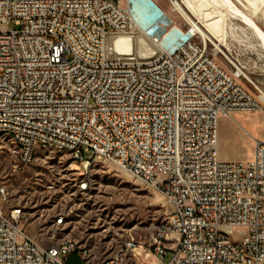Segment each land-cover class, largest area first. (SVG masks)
Returning a JSON list of instances; mask_svg holds the SVG:
<instances>
[{
	"label": "built area",
	"instance_id": "obj_1",
	"mask_svg": "<svg viewBox=\"0 0 264 264\" xmlns=\"http://www.w3.org/2000/svg\"><path fill=\"white\" fill-rule=\"evenodd\" d=\"M131 1L0 0V136L24 165L40 148L68 152L85 170L113 162L163 193L173 211L152 239L161 264H264V142L248 163L218 150L220 119L262 112L263 102L154 0L148 7L167 24L147 35L175 30L162 52L144 63L109 59L108 37L136 31ZM136 7L151 25L155 14ZM24 218L0 208V264H66L76 253L70 241L41 245ZM135 250L129 240L105 264H143Z\"/></svg>",
	"mask_w": 264,
	"mask_h": 264
},
{
	"label": "rangeland",
	"instance_id": "obj_2",
	"mask_svg": "<svg viewBox=\"0 0 264 264\" xmlns=\"http://www.w3.org/2000/svg\"><path fill=\"white\" fill-rule=\"evenodd\" d=\"M154 1L174 26L191 30L174 8L177 0ZM209 1L225 19L221 40L206 32L214 43L208 42V52L232 75L245 76L239 83L255 98L264 96V38L253 32L256 28L264 32V0H258L261 8L255 15L233 0H225L226 5ZM195 14L191 18L205 31ZM136 33L141 32L136 29L127 34ZM168 41L163 38V45ZM219 129L221 160L248 163L254 158L255 142H264V111L235 112L232 118L220 119ZM0 186L9 192V200L0 202V208H21L25 213L21 227L32 238L43 246L68 241L75 245L76 253L66 264H105L120 256L129 240L137 244L134 255L139 262L162 263L154 258L152 239L173 207L163 193L113 162L94 161L85 170L68 152L40 148L35 161L24 165L14 141L0 136ZM63 217L64 223L57 225V219ZM171 257L169 253L164 261Z\"/></svg>",
	"mask_w": 264,
	"mask_h": 264
},
{
	"label": "bare ground",
	"instance_id": "obj_3",
	"mask_svg": "<svg viewBox=\"0 0 264 264\" xmlns=\"http://www.w3.org/2000/svg\"><path fill=\"white\" fill-rule=\"evenodd\" d=\"M233 1L234 2L236 1L237 3H239L243 7V10L246 13L251 14V15L257 14L259 9L261 8L258 0H233ZM216 2L225 4V5L227 4L225 0H216ZM137 4H141L147 11L151 12L153 15L155 14L148 7L146 0L131 1L130 7L133 11V15L135 18L136 29L139 30L141 33L115 34V35H111L110 37H108L107 42H106V54L109 59L118 58V59L125 60L126 62L136 61L135 63H144V62L153 60L157 58L158 55L162 52V47L164 46L163 38L168 40L175 33V30L173 29L170 32L171 34L168 33L165 37H162L161 39H158V40H155L149 37L146 33L147 30H150L152 27H154L156 23L165 24L166 22L160 19L155 14L154 19L151 21V25H147L138 14L137 7H136ZM173 4H174V8L179 11L183 19L190 25L191 27V30H189L190 34L199 35L207 44L209 42L214 45L213 41L207 36V33H209L212 37L216 36L217 38L221 40L220 29H221V25H223V21L225 17L224 15L220 13L219 8L215 4H213L209 0H180L179 2L177 0V1H174ZM226 11H228V9H226ZM194 12H197V13L195 14ZM236 13L238 14V12ZM190 14L192 15L195 14L196 16H198L200 21L203 22V28L205 29V31L197 27L196 23L193 21ZM242 15H246V14H242ZM253 32L264 38V32L261 29L256 28ZM241 77H244V79H246L245 76L241 75ZM259 99L264 104V96L262 94L259 97ZM226 118H232V114ZM219 126H220V122H219ZM219 136H220V129H219ZM218 150H219V141H218ZM93 162L94 161H91V164Z\"/></svg>",
	"mask_w": 264,
	"mask_h": 264
},
{
	"label": "crops",
	"instance_id": "obj_4",
	"mask_svg": "<svg viewBox=\"0 0 264 264\" xmlns=\"http://www.w3.org/2000/svg\"><path fill=\"white\" fill-rule=\"evenodd\" d=\"M160 7V6H159ZM220 153V152H219ZM219 156H220V159H221V153L219 154Z\"/></svg>",
	"mask_w": 264,
	"mask_h": 264
}]
</instances>
